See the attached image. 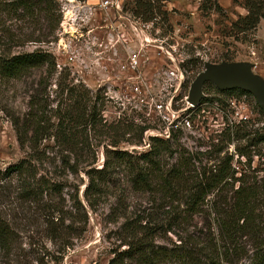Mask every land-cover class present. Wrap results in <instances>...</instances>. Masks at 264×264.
<instances>
[{"label": "trees", "instance_id": "obj_1", "mask_svg": "<svg viewBox=\"0 0 264 264\" xmlns=\"http://www.w3.org/2000/svg\"><path fill=\"white\" fill-rule=\"evenodd\" d=\"M171 1L133 0L123 10L169 35L173 29L166 4ZM232 2L246 12L232 22V36L236 42H245L264 22V0ZM198 9L204 18L212 12L224 13L217 0H200ZM62 16L60 0H0V112L11 124L23 154L0 170V264L15 262L21 230L31 216L26 217L28 210H34L32 220L44 227L48 240L58 242L62 251L71 248L72 241L85 232L88 219L78 199L79 187L68 183V178L86 177L83 199L93 210L120 170L131 190L153 196L151 203L161 214L129 218L116 209L115 219L124 222L115 232L119 245L111 251L109 264H264V179L251 169L255 150L264 145V127L251 133L241 131L239 125L226 127L221 132L225 145L219 140L209 151L223 156L204 163L205 153L182 148L178 133L171 132L168 139L149 137L146 142L144 134L151 125L127 117L106 121L104 93L89 89L68 67L59 70L55 56L41 47L56 40ZM30 44L35 46L32 51H17ZM187 63L195 67L198 61ZM190 84L186 81L182 87L187 90ZM17 85L25 96L23 112L11 104ZM212 90L251 96L204 84L203 92ZM258 112L264 116L259 107ZM236 139L246 140V145L235 150L245 159L241 166L251 170L238 177L233 155L224 152ZM121 143L147 146V150L128 152L121 149ZM99 150L103 155L100 167L95 166ZM68 186H73L69 194L72 211H64L60 201ZM19 219L24 226L17 223ZM73 223H80L81 228H74ZM160 232L170 233L175 242L155 244ZM57 260L60 257L44 253L36 264Z\"/></svg>", "mask_w": 264, "mask_h": 264}, {"label": "rangeland", "instance_id": "obj_2", "mask_svg": "<svg viewBox=\"0 0 264 264\" xmlns=\"http://www.w3.org/2000/svg\"><path fill=\"white\" fill-rule=\"evenodd\" d=\"M77 1L72 0L71 2ZM109 1V8L102 9L105 12H118L121 15L119 19L124 24L119 28L122 33V36L119 35V37L125 39L120 38L122 43L124 41L125 47L117 40V44L112 48L110 41L108 42L107 32L114 31L111 26H104L103 19H98L96 22H92V25L87 26L94 29L92 34L89 36L83 34L82 31L84 30L81 26L74 24L79 19L77 22L70 20L72 14L78 16L77 11L80 12L79 9L76 11L71 7L70 0H60L63 16L56 40L41 46L55 56L59 70L68 67L74 78L82 81L89 89L92 91L100 89L104 93L106 103L103 116L106 121L112 122L127 117L135 123L152 126L147 131V135H150L147 138L164 139L158 136L163 135V126L148 124L141 113L142 107L139 102L131 101L129 104L121 105L122 97L118 96L119 93L128 92L136 82L134 74L125 73L120 68L129 54L139 55L140 66L137 73L141 74L146 83L150 85L149 90L152 92L159 91L162 85L161 81H157L156 75L160 71L166 70V63H169L165 50L161 49L160 45L167 50H169L168 46H174L173 54L177 59L184 61L185 67L182 68L185 77L184 83L186 81L191 83L198 71L203 70L205 62L214 64L249 62L254 65V73L264 79V22H261L257 29L247 37V41H234L231 24L237 20L238 16H243L246 12L243 8L233 4L232 0H217V3L224 9L223 15L212 12L205 18L201 16L198 9L200 0H172L168 2L166 10L169 11V21L173 29L169 35H163L160 31L154 30L151 25L142 24L131 18L128 11L123 10V7L129 8L133 0ZM101 2L102 0H96L97 7H101ZM117 3H119L118 11L115 8ZM64 10L71 13L70 16H67L65 23H63ZM72 25L75 27H71ZM66 28L69 29L68 33ZM93 40L96 43L106 42L107 47L95 44V47L99 48L100 51H91L90 45H92L91 41ZM33 49L35 46L30 44L16 50L32 51ZM194 59H197L198 63L192 67L187 62ZM188 89L186 90L183 86L180 97L184 92H188ZM17 90L18 92L11 104L16 111L23 112L25 110V96L20 85H17ZM203 93L205 97L200 101L201 107H199L196 115L199 121L198 128L193 132L180 131L178 135L182 148L191 153H205L201 157L205 163L207 158L214 159L223 156V153L218 156L214 152L211 155L209 151L212 150L213 144L222 140L221 132L226 127L239 125L241 131L246 130L251 133L257 130L261 132V128L264 127V116L258 112V106L252 96L216 93L213 90ZM107 94L113 99H109ZM11 95L12 92L8 91L7 96L10 97ZM196 116L194 119L197 118ZM154 131L158 134L155 135ZM147 138L144 136L146 142ZM222 145H225L223 140ZM244 145H246V140L236 139L230 145H226L224 150V152L227 151L233 155L232 167L235 169L237 177L243 172L245 174L251 172V170L241 166L245 159L236 154V147H243ZM120 147L128 152L147 150V146L126 143H121ZM255 151L258 152L252 157L251 169L255 168L258 171L256 175L264 179V145H259ZM22 156L12 126L0 112V170L2 171L7 166L16 163ZM102 164V150H99L95 166L100 167ZM125 177V173L120 170L117 176L115 175L113 184L106 186L104 194L93 210L86 205L83 199L82 192L87 184L86 177L83 174L74 178L69 177L68 183L79 187L78 199L87 213L88 221L85 232L72 241L71 248L62 251L58 242H52L46 238L44 227L33 222L34 210L32 212L28 210L29 214L26 217L31 216L29 222L26 221V226L22 220H17V223L24 228L21 230L13 258L15 262L12 264H36V259L43 256L44 253H48L49 257H60L61 259L59 262L57 260V263L50 261L49 264H109L113 257L111 251L117 249L119 245L115 232L124 222L123 218L115 219L114 212L116 209L117 213H125L129 218H135V215L146 217L147 214L153 213L157 216L161 214L159 210H156V205L151 203L153 196L131 190ZM72 193L73 186H68V189L62 193L60 201L63 203L64 211H72L73 204L69 199V194ZM57 201L59 200L57 199ZM196 224L201 227V219H197ZM73 227L81 228V224L73 223ZM173 242H175V237L170 233L163 234L160 232L155 239V244L160 246H169Z\"/></svg>", "mask_w": 264, "mask_h": 264}, {"label": "built area", "instance_id": "obj_3", "mask_svg": "<svg viewBox=\"0 0 264 264\" xmlns=\"http://www.w3.org/2000/svg\"><path fill=\"white\" fill-rule=\"evenodd\" d=\"M100 5L102 8L107 9L109 8L110 1L102 0ZM115 8L118 11L119 3L115 5ZM73 17L74 14L70 17L72 22L76 20V18ZM160 48L165 50L169 63H166V70H162L156 75L157 81H161L162 85L159 91H150V85L146 83V80L141 74L137 73V69L140 66L139 55L129 54L125 62L121 64L120 68L125 73L134 74L136 82L128 92L124 91L119 93L118 96L122 97L121 105L129 104L131 101L134 103L139 102L142 107L141 113L148 121V124L162 125L164 128L163 135L158 136L167 139L170 137L171 132L179 133L180 131H196L198 128L197 126L199 125L198 116L196 115L201 105L192 106L189 104L187 102V91L180 97L182 85L185 80L181 68L184 61L177 59L173 54L175 47L168 46L169 50H167L160 45ZM107 97L113 99L109 94H107ZM202 112L204 111L202 110ZM195 116L197 117L196 119H194ZM147 131L144 134L146 138L147 136H150L147 135ZM154 133L155 135L158 134L155 131Z\"/></svg>", "mask_w": 264, "mask_h": 264}, {"label": "water", "instance_id": "obj_4", "mask_svg": "<svg viewBox=\"0 0 264 264\" xmlns=\"http://www.w3.org/2000/svg\"><path fill=\"white\" fill-rule=\"evenodd\" d=\"M254 65L249 62H205L203 70L191 82L187 102L198 106L205 97L203 86L212 84L218 91L240 90L253 97L259 109L264 113V79L254 73Z\"/></svg>", "mask_w": 264, "mask_h": 264}, {"label": "crops", "instance_id": "obj_5", "mask_svg": "<svg viewBox=\"0 0 264 264\" xmlns=\"http://www.w3.org/2000/svg\"><path fill=\"white\" fill-rule=\"evenodd\" d=\"M71 1L72 0H70V2ZM71 4H72L71 7L76 9V11L78 9L80 10V12L77 11L78 16L74 15L75 18L78 17L75 20L76 22L79 19L78 22L74 23V24L81 26V28L84 30V31H82L83 34L85 33L86 36H89L90 34H92L94 32V29L88 28L87 26L92 25V22H96L98 19H103V21L105 23L104 26H107V27L111 26V28L114 31V32H110V31L107 32L106 31L107 36H108V42L110 41L112 48L115 47V45L117 44V40H119L121 42V45H123L125 47L124 41L122 43L120 38H122V40H125V39H123V37H119V35L122 36V33H121L119 28L124 24V22L120 21L119 17H121V15L118 12H107V11L105 12V10L102 9V7H97L96 0H85L83 2L77 1V2H71ZM64 14H65V18H64L63 23L66 22L65 20H66L67 16L68 15L70 16L71 13H70V11L64 10ZM67 27H68V25H67ZM71 27H75V26L72 25ZM66 29H64V30H66ZM68 30L69 29H67V33H68ZM116 31H117V33H116ZM115 33H116V35H115ZM91 42H92L91 43L92 45H90L91 46L90 49H91V51H94V52L100 51L99 48L95 47L96 45H98V46L101 45V47L102 46L107 47L106 42L96 43L94 40ZM126 46H127V44H126Z\"/></svg>", "mask_w": 264, "mask_h": 264}, {"label": "bare ground", "instance_id": "obj_6", "mask_svg": "<svg viewBox=\"0 0 264 264\" xmlns=\"http://www.w3.org/2000/svg\"><path fill=\"white\" fill-rule=\"evenodd\" d=\"M149 131V130H148Z\"/></svg>", "mask_w": 264, "mask_h": 264}]
</instances>
